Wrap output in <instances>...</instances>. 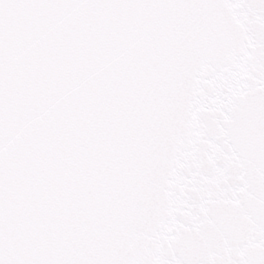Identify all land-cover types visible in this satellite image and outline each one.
<instances>
[{
	"label": "snow or ice",
	"instance_id": "snow-or-ice-1",
	"mask_svg": "<svg viewBox=\"0 0 264 264\" xmlns=\"http://www.w3.org/2000/svg\"><path fill=\"white\" fill-rule=\"evenodd\" d=\"M0 264H264V0H0Z\"/></svg>",
	"mask_w": 264,
	"mask_h": 264
}]
</instances>
